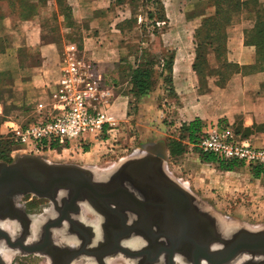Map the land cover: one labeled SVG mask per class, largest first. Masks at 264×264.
I'll list each match as a JSON object with an SVG mask.
<instances>
[{"label":"rangeland","instance_id":"obj_1","mask_svg":"<svg viewBox=\"0 0 264 264\" xmlns=\"http://www.w3.org/2000/svg\"><path fill=\"white\" fill-rule=\"evenodd\" d=\"M203 1L207 4L218 1L225 6L221 0H12L8 11L19 18L16 26L11 25L18 36L25 23L33 22L45 29V45L50 46L51 58L57 60L59 56L52 73L54 80L59 75L62 53L68 47L73 46L77 56L91 65L103 94L95 103L96 109L114 118L117 127L87 136L85 142L71 151L44 155L12 151L9 148L12 135L3 134L0 163L10 165L19 157L35 156L48 163L107 174L132 159L159 157L165 174L203 207L240 227L264 231V177L254 178L242 167L223 175L215 165L205 163L197 155L188 139L189 123L178 117L180 105L172 92V75L162 74L170 57L185 59L191 43L196 45L190 33L201 22L187 23L186 17L199 11ZM261 6L264 11V4ZM1 11L7 12L5 8ZM243 11L231 12L234 23ZM32 53L22 55L21 60L32 57L39 62L41 52ZM112 57L117 60L113 65L117 76L108 74L104 79L97 64L111 61ZM210 65L214 67L216 63L210 59ZM140 67L151 70V84L147 92L135 96L130 80L132 72ZM227 75L234 76L229 72ZM49 95L53 104L54 91L50 90ZM22 108L18 110L22 112ZM20 200L18 203L29 205L32 214L51 207L49 201L33 195ZM41 256L21 253L14 255L9 264H43Z\"/></svg>","mask_w":264,"mask_h":264},{"label":"crops","instance_id":"obj_2","mask_svg":"<svg viewBox=\"0 0 264 264\" xmlns=\"http://www.w3.org/2000/svg\"><path fill=\"white\" fill-rule=\"evenodd\" d=\"M249 1L253 0H240L241 3ZM258 1L264 4V0ZM4 8L7 12H0V135H13L12 130L35 124L41 117L48 115L53 105L49 94L50 90L54 91L60 77V67L59 75L54 80L52 73L59 56L57 55V60L51 58L53 56L50 46L45 45V29L33 22L25 23L24 28H21V35L18 36L14 27L19 18L8 11V4L5 1H0V9ZM213 15L214 8L203 1L201 9L187 15L186 21L187 23L202 22ZM238 18L237 23H234L235 19L232 18L227 24L224 50L216 54L214 47L208 48V63L210 59L216 63L214 67L210 65L213 69L212 73H209L206 65L200 67L196 65V45L192 43L191 48L186 51L185 59L175 56L170 71L173 78L172 92L179 102L178 117L183 123L190 124L194 121L202 124L225 123L248 135V141L253 146L262 148L264 147V71L259 72L254 68L260 65L259 48L248 43L246 36L254 30L259 18H264V15L261 16L249 5ZM12 23L15 24L13 28ZM196 29L189 32L192 41H195ZM35 50L41 52L38 56L39 62L32 57L21 60L22 55H32ZM220 54L221 58L217 59ZM224 60L238 70L227 80H223L224 78L219 77L215 72L221 67L219 61L224 62ZM116 63L117 60L112 57L111 61H101L97 64L100 70H103L104 79L108 74L117 76L113 67ZM19 107H23L22 112L18 110ZM9 142L11 143L12 139ZM248 172L251 174L250 171ZM219 173L231 174L220 170Z\"/></svg>","mask_w":264,"mask_h":264},{"label":"water","instance_id":"obj_3","mask_svg":"<svg viewBox=\"0 0 264 264\" xmlns=\"http://www.w3.org/2000/svg\"><path fill=\"white\" fill-rule=\"evenodd\" d=\"M163 164L161 158L146 155L124 162L110 175L113 178H118L119 175L125 177L128 179L125 183L130 187L145 193L143 197L141 195L138 197L121 180L113 179L115 181L104 186L95 182L96 174L93 171L72 165L52 164L35 156L19 157L10 165L0 163V216H3L9 207L16 209L10 199L15 195L22 197L33 195L39 199H45L61 214L68 208L71 212L78 214L80 212L79 203L86 202L108 215H117L122 226L125 218L119 213L127 209L135 213L137 217L139 216L137 221L141 219L147 230L153 227L152 216L154 218L158 216L165 224L173 228L171 233L166 232L167 230L158 231L162 243H166L167 240L172 241L164 247L168 254L167 264H174L173 255L184 249L188 251L190 264H202V262L229 264L238 256L242 257L247 254L260 258L259 262L249 264H264V231H249L240 228L223 242L212 230L208 232L211 236L207 234L203 236L205 234L203 227L206 229L212 227L211 221L199 213L201 207H205L164 175ZM58 193H63L65 196L58 199ZM218 217V221L222 223L223 218ZM58 221L55 223L60 225L64 219H61L60 223ZM46 226L47 224L44 225L43 232H47ZM202 237L206 239L205 243L197 241ZM41 238L43 240L39 245L27 246L23 245L24 240L12 242L8 233L0 230V240L4 239L8 248L20 249L23 253L30 255L44 253L45 239ZM114 242L112 240L111 243ZM213 242H220V248L210 251L209 247ZM107 244L110 243L105 242L103 245ZM51 245L52 242L48 244L49 247ZM116 250L113 247L111 252L100 255V257L90 255L95 256L97 261L99 259V262L104 264L102 258L115 254ZM124 250L121 249L123 253L128 252ZM79 256H81L79 251L69 252L64 264H72ZM158 257L160 256L157 254L156 259ZM0 264H7L1 256Z\"/></svg>","mask_w":264,"mask_h":264},{"label":"built area","instance_id":"obj_4","mask_svg":"<svg viewBox=\"0 0 264 264\" xmlns=\"http://www.w3.org/2000/svg\"><path fill=\"white\" fill-rule=\"evenodd\" d=\"M91 65L79 58L71 46L61 56L60 77L48 115L35 124L14 130L12 143L29 155L71 151L87 136L116 128V120L96 109L103 96ZM199 154L212 155L219 163H234L250 169L264 168V147L253 146L236 135L233 126L208 123L192 145Z\"/></svg>","mask_w":264,"mask_h":264},{"label":"flooded vegetation","instance_id":"obj_5","mask_svg":"<svg viewBox=\"0 0 264 264\" xmlns=\"http://www.w3.org/2000/svg\"><path fill=\"white\" fill-rule=\"evenodd\" d=\"M123 184L125 185V183ZM129 189L132 192H134L135 195L138 197H140V195L141 197H143L145 194L144 192L139 191V190L137 191L136 189H133L132 187ZM63 196H65V194H63ZM88 206L90 210L87 209L83 211L79 203L80 212L78 214L71 212L70 208H68L70 210L68 211L69 213L62 212L61 214L59 211L55 210L53 207L43 208L41 209L42 210L41 212L32 214L30 212V208L27 203L25 204L19 203L17 206H15L16 209L14 208L12 209V207H9L6 209L7 211L4 214V217H5L4 219H8V220L13 219L15 221V225H16L15 234H17L16 239H15L16 241L17 240L22 241L26 239L28 230L33 224L32 223L33 219H31L30 217H34L35 219L40 218V220H42V217H44V221L42 222L43 223L42 227L46 224L56 225L55 221H58V220L61 221V219H64V221L61 222V226L57 230L63 231V234H65L66 237L71 239V242L74 243V246H72V244L69 243L68 241H65V243L63 244L64 246L55 245V244L53 245L55 236L52 235V232L50 234L51 229H49L48 237H46V241L43 242V245L44 247L46 246L44 252L46 251L55 252L52 258L49 255L51 262L53 260L54 264H64L67 258V254L69 252L72 253L74 251L81 252V256H79L72 264H74L78 259L83 258V257L91 260V264H101L99 262V259L97 261V258H95V256L93 255L100 257V255H104L106 253L111 252L113 250V247L117 249L116 250L117 253L115 252V254H111L109 256L120 255L121 257L125 258V260H127L128 262L130 260L133 261L132 264H167L166 256L168 254H166V250L164 247L167 246V244L169 245V243H171L172 241L167 240L166 243H162V241L160 240L161 237H159L158 231L163 230L165 232V230H167L166 232L171 233L173 232V228L170 227L169 224H165L161 218H159L158 216L154 218L152 216L151 223L153 227H150L151 230H147L145 229L146 226L143 224L141 219L137 221L139 216L137 217L135 213H132L128 211L127 209H124L119 213V215L125 218L124 224L122 226L120 224V221L117 215L115 216L114 214L108 215L99 209L93 208L89 204ZM185 229L187 230V228ZM203 229L205 231V234L203 236H206V234L209 236L208 229H206L205 227H203ZM53 234H54V231H53ZM98 234L100 235L99 237L100 239H98ZM154 235L155 237H153ZM202 239H197V241L205 243L206 239L203 237ZM102 240H103V244L105 242H108L110 244H107V245L101 244L100 246H97L96 248L93 247V245L96 244V242L98 241L102 242ZM112 240H114L115 242L111 243ZM116 240L118 242H116ZM133 240H139L140 247L138 249L131 250L124 246V244L130 241H133ZM39 242H41V238ZM50 242H52V245L49 247L48 244ZM97 244H100V243H97ZM212 244H218V243L213 242L211 243V245ZM211 245L209 247L210 251H211ZM55 246H57L58 248L56 249ZM121 249L123 250L125 249L124 251L127 250L131 254H136L137 257H132V258L128 257L127 255H125L126 254L125 252L123 253L121 251ZM90 254H93V255H90ZM157 254L160 257L156 259ZM109 256H106V257L110 259ZM173 256H174L173 257L174 259L176 256H181L182 260L186 259V261H188V264H190V259H189L187 249L177 251ZM106 257L102 258L103 259L102 262L104 264H106L105 263L107 259ZM259 259L260 258H257V260L255 261V260H251L250 258H247L238 264H249L250 262H259ZM118 260L120 261V259H117L115 261H118ZM174 264H178V263H174ZM202 264H206V263L202 262Z\"/></svg>","mask_w":264,"mask_h":264},{"label":"trees","instance_id":"obj_6","mask_svg":"<svg viewBox=\"0 0 264 264\" xmlns=\"http://www.w3.org/2000/svg\"><path fill=\"white\" fill-rule=\"evenodd\" d=\"M5 1L7 4L11 5L12 0H0ZM225 3V6H222L218 1H211L209 2V7L216 6L214 8V15L211 16L208 20H204L200 23V26L195 31L194 39L196 41V65L199 67L202 65H206L207 70L209 73H212V70L209 66L207 57L209 55L208 48L215 51L216 54L220 53L224 50V42H225V29L227 24L230 23L232 19L231 12L237 13L240 9H245L249 5H251L257 13H260L261 16L264 15V11L262 9L261 4H259L256 0L249 1V2H239L238 0H221V3ZM232 3V5H231ZM233 7V8H232ZM246 40L248 43H252L259 48V63L260 65L257 68V71H264V18H259L257 25L254 27V30L250 33H247ZM220 56V57H219ZM217 59L221 58V54L216 57ZM173 58L170 57L169 61L165 63V68L163 71V76L170 75L171 71V64ZM220 70L217 71V75L225 76V73H234L238 72L235 70V67L232 64H229L224 60L222 64H220ZM196 67V66H195ZM253 68V69H254ZM222 77V78H223ZM230 75L224 77L223 80H227ZM132 86V93L135 96L143 95L145 92L148 91L150 84H151V70L146 68H137L132 72L131 80ZM186 131L188 132V139L191 141V145L196 143L198 135H200L201 130L204 128L205 124L199 123L194 121L187 125ZM234 128L236 135L240 136L241 139H248L249 136L246 134L241 133L237 128ZM9 148L13 151L15 147L13 143L9 142ZM200 157L203 158L205 163L215 165L218 170L225 171V172H232L239 166L235 165L234 163H219L215 157L212 155H204L199 154ZM249 171L251 172L254 178H260L261 176L264 177V168L260 167H253L250 168Z\"/></svg>","mask_w":264,"mask_h":264},{"label":"bare ground","instance_id":"obj_7","mask_svg":"<svg viewBox=\"0 0 264 264\" xmlns=\"http://www.w3.org/2000/svg\"><path fill=\"white\" fill-rule=\"evenodd\" d=\"M162 172L165 174L163 169H162ZM112 173H113V171H110L107 174H103V173L98 174L97 173L94 180H95L96 183L104 185V186L110 184L112 181H115L113 179L121 180L122 183H125V181L128 180L125 177L120 176V175L118 176V178H116V177L113 178L112 176H110ZM165 176L168 179H170L167 174H165ZM125 186H127L128 188H131V187H129L127 185V183H125ZM62 196H63V193L62 194L58 193L57 198L60 199ZM21 198H22V196L15 195L12 198H10L11 199V203L16 206V202H19ZM80 207H82L83 211L89 209V206H88V204L86 202L80 203ZM68 211H70V210L66 209L65 212L67 213ZM199 211H201V212H199L200 214H203L209 221H211V226L212 227L208 229V232L210 230H212L215 233V235L221 240V242H223L224 239H229L240 228H243V227H240V226L236 225L233 220H229V219H226V218H223V220H221L222 223H223L222 224L220 221H218V219H219L218 215L216 213H214L212 210L208 209L207 207H205V208L201 207V209ZM4 218H5L4 215L0 216V230H3L5 232H7L8 235H9V238L11 239V241L12 242H16L15 239H16L17 234H15V232H16L15 221L13 219H11V220L9 219L8 220V219H4ZM30 218L33 219L32 220L33 224L30 227V229L28 230L27 237L24 240L23 245H27V246L39 245L42 242V240H43L41 238V235H42V237H44V239L46 241V237H48L49 229H51L50 230V234L52 232V235L55 236L53 245L54 244L55 245H63L65 243V241H68L69 243L72 244V246H74V243L71 242L70 238L66 237V235L63 234V231L57 230L61 226L60 221H58L60 223V225H57V224L56 225H47L45 227V229L48 228L47 232H45V231L43 232L44 226L42 227V224H43L42 222L44 221V217H42V220H40V218L39 219H35L34 217H30ZM218 223L221 224V225H219ZM41 227H42V229H41ZM243 229H247V228H243ZM41 230H42V232H41ZM247 230L252 231L250 229H247ZM53 231H54V234H53ZM215 235H214V237H215ZM209 236H211V233L209 234ZM99 237H100V235L98 234V239H100ZM40 238H41V242H39ZM97 243H100V244H97ZM215 243H218V244H212L211 245V250H215V249H218L220 247V242H215ZM101 244H103V240H102V242H100V241L96 242V244H94L93 247L96 248L97 246H100ZM124 246L129 248V249H131V250H136V249H138L140 247V242H139V240H133V241H130V242L124 244ZM55 247H56V249L58 248L57 246H55ZM18 251L23 253V251L20 250V249L19 250L18 249H12L10 247L7 248L4 239L0 240V256L3 259V261H5L7 264H9V262L12 260L14 255L18 256V255L21 254ZM54 254H55V252H49V251H46V252L42 253L41 257L44 258V259L42 258L43 262H44L43 264H54V261L52 260V262H51V259H50V256L52 258V256ZM125 255H127L128 257H131V258L132 257H137L136 254H131L130 252H127ZM109 257H110V259H108L106 257L107 258L106 261H105L106 264L107 263L108 264L109 263L110 264H132V262H133L131 260L128 262L127 260H125V258L121 257L120 255H112V256H109ZM247 258H250L251 260H255L256 261L257 258H259V257L251 256V255L250 256L249 255H243L242 257L238 256V258H235L237 260H235L234 262H231L230 264L241 263L243 260H245ZM117 259H120V261H122V262H120L119 260L115 261ZM174 263L188 264V261H186V259L182 260L181 256H176L175 259H174ZM74 264H91V260H89L88 258L83 257V258L78 259Z\"/></svg>","mask_w":264,"mask_h":264}]
</instances>
